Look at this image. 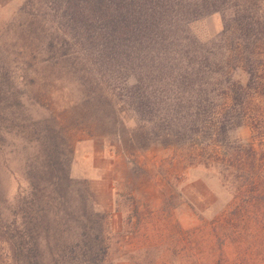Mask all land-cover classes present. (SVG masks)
I'll use <instances>...</instances> for the list:
<instances>
[{
  "label": "rangeland",
  "instance_id": "1",
  "mask_svg": "<svg viewBox=\"0 0 264 264\" xmlns=\"http://www.w3.org/2000/svg\"><path fill=\"white\" fill-rule=\"evenodd\" d=\"M222 1L182 17L205 1L176 0L145 40L86 41L51 0H0V264H84L78 240L100 231L104 264H264V220L231 216L217 171L192 160L214 140L197 114L223 95L195 69L264 55L260 4ZM227 129L221 143L252 141Z\"/></svg>",
  "mask_w": 264,
  "mask_h": 264
},
{
  "label": "trees",
  "instance_id": "2",
  "mask_svg": "<svg viewBox=\"0 0 264 264\" xmlns=\"http://www.w3.org/2000/svg\"><path fill=\"white\" fill-rule=\"evenodd\" d=\"M203 1L205 2L200 4H181L179 15L183 17V14L198 10L203 12L214 0ZM51 3L64 12L73 32L77 26L82 28L86 41H118L120 37L126 36L145 40V29L150 32L158 30L163 21H168V9L180 6L176 0H51ZM257 3L260 4L257 6L260 10L255 14L264 13V0H242L241 4H236L237 9H234L233 14L250 13ZM153 16L156 18L155 23H151ZM239 20L240 18L235 20L236 24ZM134 24L136 32L132 29ZM258 45L255 46L257 54H264V44ZM235 51L231 57L221 62L223 68L220 70L212 69L205 73L201 68L195 69L199 83L202 80L211 82H204L202 84L206 85L202 86H211L212 89L219 87L223 90V95L222 103L215 106L210 122L202 121L200 111H197L199 114L194 123L198 130L200 127L209 129L214 140L209 151L194 154L192 160L197 165L217 171L232 196L229 205L231 216H260L264 220V55L256 56V53H252L251 58L254 59H251L242 48ZM237 71L247 75L246 83L235 79ZM229 125L234 128L248 126L253 134L252 141L247 144L221 143V139L227 137ZM233 221L230 227L236 228ZM95 240H99L103 246L102 253L95 251ZM79 241L87 249L83 253L86 261L84 264H104L108 248L105 247L107 238L103 231L95 238L88 237L85 244L79 239L78 245ZM35 245L40 246V243L36 240Z\"/></svg>",
  "mask_w": 264,
  "mask_h": 264
}]
</instances>
